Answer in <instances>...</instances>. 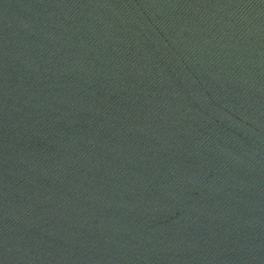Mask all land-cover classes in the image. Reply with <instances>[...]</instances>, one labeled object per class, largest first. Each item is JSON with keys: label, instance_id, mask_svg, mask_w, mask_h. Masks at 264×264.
Returning a JSON list of instances; mask_svg holds the SVG:
<instances>
[{"label": "water", "instance_id": "95a60500", "mask_svg": "<svg viewBox=\"0 0 264 264\" xmlns=\"http://www.w3.org/2000/svg\"><path fill=\"white\" fill-rule=\"evenodd\" d=\"M0 264H264V0H0Z\"/></svg>", "mask_w": 264, "mask_h": 264}]
</instances>
